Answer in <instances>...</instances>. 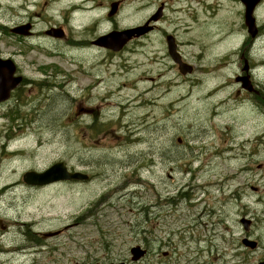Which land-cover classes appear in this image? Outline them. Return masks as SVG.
<instances>
[{
  "label": "rangeland",
  "instance_id": "1",
  "mask_svg": "<svg viewBox=\"0 0 264 264\" xmlns=\"http://www.w3.org/2000/svg\"><path fill=\"white\" fill-rule=\"evenodd\" d=\"M29 1L37 30L67 25L52 26L61 38L22 42L11 14L26 20L27 9L0 0V57L23 79L0 102V264L264 257V4L251 40L236 0H123L111 17L117 0ZM76 2L95 9L69 13ZM160 5L154 32L122 54L89 43L144 25ZM167 34L193 67L188 77L167 56ZM246 74L257 93L237 80ZM57 161L88 178L23 182ZM133 246L149 253L131 262Z\"/></svg>",
  "mask_w": 264,
  "mask_h": 264
},
{
  "label": "water",
  "instance_id": "2",
  "mask_svg": "<svg viewBox=\"0 0 264 264\" xmlns=\"http://www.w3.org/2000/svg\"><path fill=\"white\" fill-rule=\"evenodd\" d=\"M245 5V15H244V23L248 28V32L251 36L256 34V26L255 21L252 16L254 1L253 0H243ZM162 7L160 5L156 12L146 21L145 25H147L150 21L158 20L162 15ZM116 11V3L111 4V9L109 11V15H112ZM145 25L137 26L134 28H129L123 31H113L106 35L99 36L96 40H94V44L103 46L105 48L111 49L113 51L120 50L131 38L139 37L141 34L147 32L152 27ZM16 31H20L17 29ZM49 32H56L55 29L49 30ZM168 54L173 60L174 63L178 65L180 72L183 74L187 72H191L192 67L187 63L183 62L180 58V55L176 51V43L175 38L168 34L165 37ZM244 69H247V65L245 62ZM15 67L14 63L10 59H3L0 57V102L7 99L10 95V91L16 87L21 81L20 76H14ZM237 80H240L242 83V87L248 90L252 89V85L248 80V74L243 77H239ZM22 179L26 184L33 186H42L47 185L53 182L61 181V180H85L87 179V175L85 173L79 171H69L64 162L57 161L53 163L51 166L46 168L42 172L36 171H27L23 173ZM244 221V219H242ZM248 220L244 221V226L247 227ZM245 246H249L250 248H254L256 244L253 241L245 239L243 241ZM132 261L139 260L144 254L145 250L140 248V246H133L129 250ZM109 264H124L120 263H109Z\"/></svg>",
  "mask_w": 264,
  "mask_h": 264
},
{
  "label": "flooded vegetation",
  "instance_id": "3",
  "mask_svg": "<svg viewBox=\"0 0 264 264\" xmlns=\"http://www.w3.org/2000/svg\"><path fill=\"white\" fill-rule=\"evenodd\" d=\"M122 1L123 0H117V1H115V3H116V9H117V13H115V15L114 16H117L118 14H119V8L122 6ZM238 3H239V5L241 6V7H243L244 8V5H243V2L241 1V0H236ZM253 1H256V0H253ZM22 4H21V6L19 7L20 9H23L24 11L27 9V12H28V14H27V19L25 20V19H23V18H21V19H19V15H18V13H14V12H16V11H14L13 12V15L11 14V16H12V20H14V25L10 28V31H11V33H12V36H13V38L14 39H20L22 42H24L25 40H30L31 38H34V37H41V36H45L46 38H49V39H57L56 37H59V38H61V37H63V35H64V31H63V29L65 30L66 29V25H67V20L66 21H64V20H62V21H60V22H56V23H53V24H49L46 28H49V27H51V29H53V27L52 26H56V28H57V26H60V27H62L63 29H55L56 30V32H53V33H51V32H49V30H50V28H49V30L48 31H45V34L47 33V34H49V35H52V36H54V37H51V36H48V35H45L44 34V30L46 29V28H42V29H40V30H37V28H36V22L33 20V16L31 15V11H30V8H29V6L30 5H33V1H29V0H22ZM45 4H47V2H44ZM111 3H113V2H111ZM110 3V4H111ZM264 4V0H257V2H256V4L254 5V8H253V17H254V20H255V23H256V19L258 18V14H257V10L262 6ZM66 8H68V11H69V13H72V12H76V13H80V11L81 12H84V11H86V12H89V10H91L92 9V11H94V9H95V7L94 6H91V7H88L87 5H84V4H82L81 2H76V3H69L68 5H67V7ZM36 14H38L37 12H36ZM242 14H243V11H242ZM112 15H108V17H111ZM14 17H16V19H14ZM162 17V16H161ZM160 17V18H161ZM113 18V17H112ZM112 18H111V20H112ZM11 20V21H12ZM243 21H244V14H243ZM157 23V21H155V22H150L148 25H145V28L147 27V26H151L152 28H151V30H149L150 32H145V33H143L141 36H140V38H143V39H145V38H147L152 32H154V30L156 29V24ZM25 24V28H26V33H27V35L28 36H24V35H21V34H18L17 32H16V30H17V28L18 27H20L21 25H24ZM259 27V26H258ZM42 34H44V35H42ZM260 35V30H259V28H257V32H256V35L254 36V37H250V39L251 40H254V39H256L258 36ZM166 36V35H165ZM65 39V38H64ZM77 41L76 42H80V41H82V40H79V39H76ZM132 40V39H131ZM130 40V41H131ZM94 41V40H93ZM91 42V40H90V42L89 43H91V44H93L94 46L96 45V44H94V42ZM129 41V42H130ZM129 42H127V44L129 43ZM29 44H31V42L29 41L28 42ZM96 46H98V45H96ZM176 46H177V52L179 53V55H180V57H181V59H182V61L183 62H185V63H188L187 62V60H186V58H185V56H184V54L180 51V49H179V45H178V43H176ZM99 48H103L102 46H98ZM104 49H106V50H108L109 52H111V54L112 55H119V54H122L123 52H124V50H125V48H124V46L120 49V50H118V51H113V50H111V49H107V48H104ZM52 51V50H51ZM52 52H54V51H52ZM167 56H168V58H169V60H171V58H170V56L168 55V53H167ZM171 62H172V60H171ZM172 64V66L173 67H175L176 69H177V71H178V68H177V65L175 64V63H171ZM189 64V63H188ZM14 67H16V70H17V63H16V66H14ZM249 67H250V69H251V66L249 65ZM15 70V72H16V74H19L17 71ZM15 72H14V74H15ZM193 72V69H192V71L190 72V73H188V74H182V73H180L179 71H178V73H179V75H180V77H182V78H184V77H188L191 73ZM184 76V77H183ZM23 79H22V77H21V81H22ZM24 80H28L27 78H25ZM21 81H20V83H21ZM19 83V84H20ZM254 87V86H253ZM254 90L252 91V90H250L252 93H257L258 91H257V89L254 87L253 88ZM264 166V161H263V163H260V164H258V167L259 168H261V167H263ZM255 190H256V188H255ZM252 218H249V223H248V225L250 224V226L252 225ZM257 247H258V242L256 243V246H255V248L253 249L254 251L257 249ZM149 252H147L146 253V255L148 254ZM146 255L143 257V258H145L146 257ZM254 263L255 264H264V257H258V258H255L254 259ZM96 264V263H95Z\"/></svg>",
  "mask_w": 264,
  "mask_h": 264
},
{
  "label": "bare ground",
  "instance_id": "4",
  "mask_svg": "<svg viewBox=\"0 0 264 264\" xmlns=\"http://www.w3.org/2000/svg\"><path fill=\"white\" fill-rule=\"evenodd\" d=\"M81 12V11H80ZM255 61V60H254ZM260 64V63H259Z\"/></svg>",
  "mask_w": 264,
  "mask_h": 264
}]
</instances>
